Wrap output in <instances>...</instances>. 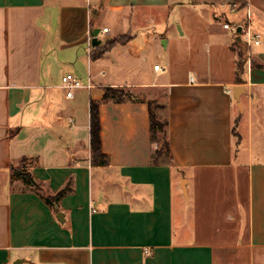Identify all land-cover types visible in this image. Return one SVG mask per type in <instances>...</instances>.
Masks as SVG:
<instances>
[{
	"label": "crops",
	"instance_id": "0c3cea01",
	"mask_svg": "<svg viewBox=\"0 0 264 264\" xmlns=\"http://www.w3.org/2000/svg\"><path fill=\"white\" fill-rule=\"evenodd\" d=\"M0 264H264V0H0Z\"/></svg>",
	"mask_w": 264,
	"mask_h": 264
},
{
	"label": "trees",
	"instance_id": "16d2710c",
	"mask_svg": "<svg viewBox=\"0 0 264 264\" xmlns=\"http://www.w3.org/2000/svg\"><path fill=\"white\" fill-rule=\"evenodd\" d=\"M129 34L120 35L114 39L109 40L103 46L97 47L93 56L102 55L103 53L112 49L118 43H123L129 40ZM247 62V58L244 56V52L239 51V60L237 62V82H242V73L244 72L245 64ZM104 100L114 99L116 101H124L126 98L130 99H138L137 96L130 88L128 87H113L106 86L104 88ZM99 101L92 100L91 101V142L93 149V162L98 165H105L108 163L107 156L104 154L101 148V121H100V111H99ZM151 107V132L153 139L158 141L157 132L163 131V139H164V150L169 151V143L167 138V123L161 119H159L154 113V104L150 102ZM160 151H163L160 149ZM159 151V152H160ZM26 159L21 161L19 166H12V175L14 178L21 179L25 184L32 185L36 189L40 190V185L36 182L32 173L28 170L26 166ZM65 189L58 192L56 195H47L45 198L49 203H53L58 201L60 197L65 193Z\"/></svg>",
	"mask_w": 264,
	"mask_h": 264
},
{
	"label": "built area",
	"instance_id": "2783aa9c",
	"mask_svg": "<svg viewBox=\"0 0 264 264\" xmlns=\"http://www.w3.org/2000/svg\"><path fill=\"white\" fill-rule=\"evenodd\" d=\"M238 4H232L230 8L232 10H235ZM224 27L233 30L234 28L231 26L230 22L224 23ZM110 28L109 27H103L101 33L106 34L109 33ZM91 37H89L90 39ZM253 43L259 44L260 43V35L259 34H253L250 39ZM155 70H163V67L160 63L155 64L154 66ZM83 82L73 73H67L63 75L62 77V86L66 91V96L68 98H72L74 96V90L76 88H79L81 86H84Z\"/></svg>",
	"mask_w": 264,
	"mask_h": 264
},
{
	"label": "rangeland",
	"instance_id": "374dc122",
	"mask_svg": "<svg viewBox=\"0 0 264 264\" xmlns=\"http://www.w3.org/2000/svg\"><path fill=\"white\" fill-rule=\"evenodd\" d=\"M217 7H218V6H217ZM217 7H216V8H217ZM224 10H225V12H226V14H225V19L231 21V23H232L233 14L230 13L227 9H224ZM240 14H241V13H240ZM154 105H155L156 107L158 106L157 103H155ZM157 138H158V141H159V148L162 149L163 151H165V150H164V139H163V131H162V130H160V131L157 132Z\"/></svg>",
	"mask_w": 264,
	"mask_h": 264
},
{
	"label": "water",
	"instance_id": "95a60500",
	"mask_svg": "<svg viewBox=\"0 0 264 264\" xmlns=\"http://www.w3.org/2000/svg\"><path fill=\"white\" fill-rule=\"evenodd\" d=\"M238 40H241V32H242V29H241V27L240 28H238Z\"/></svg>",
	"mask_w": 264,
	"mask_h": 264
}]
</instances>
